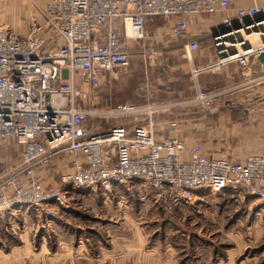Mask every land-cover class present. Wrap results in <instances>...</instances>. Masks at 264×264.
<instances>
[{
    "label": "built area",
    "instance_id": "obj_1",
    "mask_svg": "<svg viewBox=\"0 0 264 264\" xmlns=\"http://www.w3.org/2000/svg\"><path fill=\"white\" fill-rule=\"evenodd\" d=\"M32 14L30 37L0 24V149L14 142L23 158L8 164L0 153V218L33 208L51 218L53 205L69 204L70 190L110 187L135 180L156 189L162 208L173 211L194 198L198 188L221 193L236 191L260 205L264 215V154L244 161L210 156L204 145H190L176 134L158 139L153 107L119 105L88 107L83 85L102 84L106 72L127 69L132 61L128 42H146L156 54L158 35L149 34L150 18L179 17L164 30L166 39L188 34L189 19L222 15L225 26L211 33L215 60L192 65L198 98L199 75L228 63L249 67L264 52V5L239 7L232 0H24ZM195 38L184 43L192 61L202 47ZM188 102V104H190ZM148 114L146 124L101 129L95 119ZM177 127L173 122L171 128ZM1 151V150H0ZM55 167L57 184L44 185L42 174Z\"/></svg>",
    "mask_w": 264,
    "mask_h": 264
},
{
    "label": "rangeland",
    "instance_id": "obj_2",
    "mask_svg": "<svg viewBox=\"0 0 264 264\" xmlns=\"http://www.w3.org/2000/svg\"><path fill=\"white\" fill-rule=\"evenodd\" d=\"M149 20L148 26L153 32L158 25L173 24L180 18ZM156 21L160 22L155 24ZM216 97L210 102L217 100ZM194 98L199 99L197 91L194 96L179 100L178 106L200 104L202 107L210 103L190 102ZM227 99H231L230 96L220 97L222 101ZM186 101L190 104H186ZM172 109L165 113L161 109V118L164 119V115L167 116ZM172 124L170 120L169 128ZM0 150L8 164H16L23 158V149L14 142L3 144ZM59 176L56 168L51 167L42 174L44 185L53 187ZM131 183L126 189L114 188L111 192L109 189L113 188V184L104 189L98 185L93 188L97 191L89 190V193L86 191L77 195L78 199L71 207L70 202L75 196L72 191L66 190L71 197L65 206L69 210L53 205L54 215L49 220L33 208L10 212L12 217L20 218L15 222L6 219L0 224V245L9 246L12 239L15 240L17 248L11 252L17 250L13 256L16 255L20 264H239L244 260L249 264H264V218L254 220V217L248 218L239 210L232 217L235 204L231 206L219 200L222 202L217 205L212 199H207L210 204L201 207L200 213L187 214L185 209L167 212L155 203V188L140 180ZM101 191L105 194H101ZM202 192L210 195L213 191ZM250 201L255 205L253 200ZM254 208L251 213L260 211ZM213 210L218 212L212 215ZM29 212H33V220L24 218ZM77 224L81 225L79 231L83 233L75 232L77 230L72 226ZM43 243L49 251H31L29 254L24 250L25 247L39 248ZM82 243L85 244L83 250H77V254L82 251L81 255H74L75 245ZM7 253H0V264H4ZM55 255L58 257L55 258ZM35 256L39 257L41 263L33 262ZM226 260H230L229 263H225ZM11 261L9 258L8 264Z\"/></svg>",
    "mask_w": 264,
    "mask_h": 264
},
{
    "label": "crops",
    "instance_id": "obj_3",
    "mask_svg": "<svg viewBox=\"0 0 264 264\" xmlns=\"http://www.w3.org/2000/svg\"><path fill=\"white\" fill-rule=\"evenodd\" d=\"M232 2L239 7L264 5V0H232ZM32 14H35L42 21L41 16L35 12L29 1L0 0V24L10 25L23 37L31 36L28 21ZM149 22L150 20L147 23L148 32L159 36L156 54L149 55L146 49V42H128L133 56L132 63L127 69L117 68L114 72H106L103 75L102 84L96 88L84 83L85 100H90L92 103L88 107H110L108 109H115L121 104L138 103V106H146L148 104L154 109L152 115L158 139H162L169 134H176L190 145L196 143L204 145L208 154L216 158H234L244 161L251 153L264 154V62L259 60L252 63L249 67H242L239 63L233 62L221 65L218 68H208L202 72L198 77L199 89L206 95H217L216 98L218 99L212 102L213 106L202 105V107H198L200 104H192L189 107H179L178 101L187 97L152 103L150 101L152 96H165L166 90L161 87L165 83L179 82L182 87L180 93L185 91L196 93L191 70L192 65L207 68L209 63L214 62V42L211 33L221 28L222 15L192 17L189 20L188 34L181 37V39L175 40H165L163 37L164 30L170 24L162 23L151 32L148 26ZM159 22L156 21L155 24ZM196 35H201L197 39L201 41L202 47L194 53L193 59L190 61V59L185 57L184 43L195 38ZM155 69H157V72H154ZM221 96H230L231 99L222 101L220 100ZM188 101H186V104H188ZM150 103L154 104V106L150 105ZM171 108L173 109L167 116L164 115V119L161 118V109L165 113ZM172 115L177 120L173 121L178 124L176 129L168 126L169 117ZM244 116L246 118H243ZM148 117V114H143L137 118L136 122L142 121L145 124L148 122ZM136 122L128 124V126H134ZM101 129L106 128L101 127ZM130 184L132 183L125 185L113 183V188L109 189V191L111 192L114 188L126 189ZM82 190L87 189L75 191L73 194L75 197L71 200L70 203L72 204L69 207L75 204L78 199L76 196L80 195ZM203 190L207 189H196L194 198L182 202L175 210L185 209L187 214L190 212L200 213L201 207L209 206L210 203H208L207 199H212L217 205L222 202L219 200H223L224 203H230L231 206L235 204L236 206L233 207L235 213H233L232 217L236 216V212L239 210L243 211L248 218L254 217V220L264 218L263 212L259 208L261 206L253 205L250 201L251 198L243 194H238L236 191L229 189L221 193L212 192L210 195H204ZM92 191L97 190L93 189ZM87 192L89 193V191ZM101 194H105V192L101 191ZM149 201L152 203L151 199ZM154 201L159 206H162L158 201V194ZM69 207L63 208L69 210ZM253 207H255L254 210L258 208L260 211L251 213ZM216 212L218 211L213 210L211 214L215 215ZM31 215L34 216L33 212L27 213L24 218L33 220ZM61 215L64 214L61 213ZM19 218L20 216L12 217L10 213H7L0 218V224L6 219L15 222ZM46 219L49 220V218ZM107 225H109L108 222ZM80 226V224L72 226L76 228L77 231L75 232H78V234L80 232L83 233L82 230L79 231L81 229ZM15 243L16 241L12 239L11 245H0V253L8 252L5 254L4 264H8L9 258L12 260L11 264H20L18 259L15 258L16 255L13 256L17 250L11 252L13 248H17ZM84 247V243L75 245L76 251L74 255H81L82 251L77 254V250ZM24 250H27L29 254L31 251L36 253L49 251L45 243L39 248L25 247ZM54 257L57 258L58 256L55 255ZM38 258V256H35L33 262L41 263ZM229 261L226 260L224 262L229 263ZM239 264H249V261L244 260Z\"/></svg>",
    "mask_w": 264,
    "mask_h": 264
},
{
    "label": "trees",
    "instance_id": "obj_4",
    "mask_svg": "<svg viewBox=\"0 0 264 264\" xmlns=\"http://www.w3.org/2000/svg\"><path fill=\"white\" fill-rule=\"evenodd\" d=\"M176 18H178V17H176ZM149 34H152V33H149ZM178 39H181V37H178ZM172 40H175V39H172ZM154 72H157V69H155ZM161 87L165 88V90H166L165 96L164 97H158L157 95H154V96H152V98L150 97L151 98L150 101L152 103L172 101V100H176V99H180V98H184V97L189 98V97L195 95L194 93H190L188 91H185L184 93H180V90L182 89V87L180 86L179 82L165 83V84L161 85ZM212 102H210L206 106H213ZM199 106L201 107V105H199ZM193 108H195V107H193ZM139 117H141V115ZM139 117L125 116V117H114V118H110V119H102L101 118V119H95L93 121V124L99 128H101V127L102 128H109V127H112L115 125L134 124L136 122L137 118H139ZM169 118L171 121H177V120H175L176 118L174 115L170 116ZM243 118H246V117L244 116ZM243 118H241V119H243ZM137 124H144V122L137 121L136 125Z\"/></svg>",
    "mask_w": 264,
    "mask_h": 264
},
{
    "label": "water",
    "instance_id": "obj_5",
    "mask_svg": "<svg viewBox=\"0 0 264 264\" xmlns=\"http://www.w3.org/2000/svg\"><path fill=\"white\" fill-rule=\"evenodd\" d=\"M221 27L224 28L225 26L223 25V23H221ZM217 32V31H216ZM259 60L261 62H264V52H262L260 55H259ZM75 191L79 190V189H74Z\"/></svg>",
    "mask_w": 264,
    "mask_h": 264
},
{
    "label": "bare ground",
    "instance_id": "obj_6",
    "mask_svg": "<svg viewBox=\"0 0 264 264\" xmlns=\"http://www.w3.org/2000/svg\"><path fill=\"white\" fill-rule=\"evenodd\" d=\"M77 189H79V190H81V189H87V190H82V192H86V191H89V190H93V189H88V188H77ZM57 207H59V206H57ZM60 207H62V206H60Z\"/></svg>",
    "mask_w": 264,
    "mask_h": 264
}]
</instances>
